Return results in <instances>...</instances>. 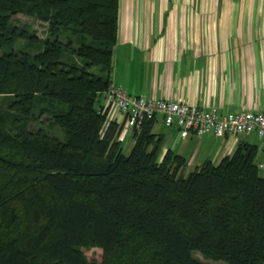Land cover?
<instances>
[{"label": "trees", "instance_id": "16d2710c", "mask_svg": "<svg viewBox=\"0 0 264 264\" xmlns=\"http://www.w3.org/2000/svg\"><path fill=\"white\" fill-rule=\"evenodd\" d=\"M118 9L0 0V48L21 38L38 49L0 53V264H264L255 146L186 174L183 157L159 160L152 120L127 155L120 126H105ZM17 14L45 23L47 36L16 29ZM92 248L100 263L84 254Z\"/></svg>", "mask_w": 264, "mask_h": 264}, {"label": "crops", "instance_id": "0c3cea01", "mask_svg": "<svg viewBox=\"0 0 264 264\" xmlns=\"http://www.w3.org/2000/svg\"><path fill=\"white\" fill-rule=\"evenodd\" d=\"M232 1L119 0L111 83L132 96L184 101L221 114L264 112V0ZM103 101L104 95L99 105ZM110 123L121 132L124 119L114 112L105 126ZM152 133L164 139L159 160L168 151L183 157L186 174L207 161L217 165L246 144L256 147L264 177V139L254 133L184 137L159 117ZM121 143L130 151L129 129Z\"/></svg>", "mask_w": 264, "mask_h": 264}, {"label": "built area", "instance_id": "2783aa9c", "mask_svg": "<svg viewBox=\"0 0 264 264\" xmlns=\"http://www.w3.org/2000/svg\"><path fill=\"white\" fill-rule=\"evenodd\" d=\"M103 95L104 101L99 105V110L106 115V120L109 121L114 112L124 119L118 136L121 142L124 129H129L133 137L135 132L141 130L145 121H154L158 117L166 126L177 127L184 137L190 133L197 136L211 133L222 139L254 133L264 139V112L221 114L216 108L204 109L184 101L132 96L121 86L112 83Z\"/></svg>", "mask_w": 264, "mask_h": 264}, {"label": "rangeland", "instance_id": "374dc122", "mask_svg": "<svg viewBox=\"0 0 264 264\" xmlns=\"http://www.w3.org/2000/svg\"><path fill=\"white\" fill-rule=\"evenodd\" d=\"M224 3H231V0H223ZM236 1H239L238 3H245L246 0H233L232 3H237ZM11 24L18 30H26L28 33H35L36 37L38 39H44L47 36V26L45 23L38 21L32 17L23 15V14H17L14 15L11 18ZM37 46H30L27 40L25 39H18L14 45L10 48H0V53H6V52H15V53H20V52H26L30 54H34L37 52ZM95 69H93L94 71ZM98 103L96 104V106ZM42 120H45V117L41 118ZM47 125V124H46ZM46 125L44 124H39V127L42 126L43 129L46 130ZM33 128H36V123H33L31 125ZM49 131V130H48ZM50 132L58 136L59 138L62 137L61 132L53 127L51 128ZM126 144V143H125ZM124 144L123 148V153L127 155L129 153V150L126 149ZM84 254L87 256L88 261H96L98 263L101 262L102 260V253L100 250L96 248H92L90 250H83ZM195 257L198 258L199 260L203 261L202 256L200 254H195Z\"/></svg>", "mask_w": 264, "mask_h": 264}]
</instances>
